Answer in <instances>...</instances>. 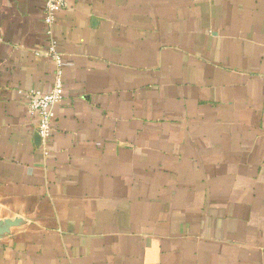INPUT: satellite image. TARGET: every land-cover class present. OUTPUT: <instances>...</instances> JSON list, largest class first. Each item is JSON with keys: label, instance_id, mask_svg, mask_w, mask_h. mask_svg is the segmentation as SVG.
I'll return each instance as SVG.
<instances>
[{"label": "crops", "instance_id": "0c3cea01", "mask_svg": "<svg viewBox=\"0 0 264 264\" xmlns=\"http://www.w3.org/2000/svg\"><path fill=\"white\" fill-rule=\"evenodd\" d=\"M44 0H0V264H264V0H66L46 153Z\"/></svg>", "mask_w": 264, "mask_h": 264}, {"label": "built area", "instance_id": "2783aa9c", "mask_svg": "<svg viewBox=\"0 0 264 264\" xmlns=\"http://www.w3.org/2000/svg\"><path fill=\"white\" fill-rule=\"evenodd\" d=\"M66 0H44L43 24L47 35L48 45L43 50H36L38 56L51 58L54 62L53 82L47 91L36 88L23 92L24 103L29 117L36 120V134L46 153V145L53 135V121L55 105L63 99V57L57 47V42L52 38V26L58 10L65 9Z\"/></svg>", "mask_w": 264, "mask_h": 264}]
</instances>
